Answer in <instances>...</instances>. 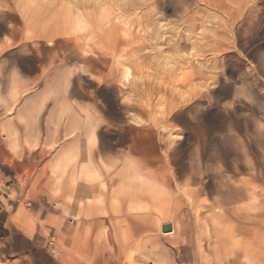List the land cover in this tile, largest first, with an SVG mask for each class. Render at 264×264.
<instances>
[{"label": "rangeland", "instance_id": "1", "mask_svg": "<svg viewBox=\"0 0 264 264\" xmlns=\"http://www.w3.org/2000/svg\"><path fill=\"white\" fill-rule=\"evenodd\" d=\"M8 65L0 202L58 219L55 264H264V0H0ZM87 150L84 219L57 177Z\"/></svg>", "mask_w": 264, "mask_h": 264}, {"label": "crops", "instance_id": "2", "mask_svg": "<svg viewBox=\"0 0 264 264\" xmlns=\"http://www.w3.org/2000/svg\"><path fill=\"white\" fill-rule=\"evenodd\" d=\"M30 138H35V135L31 136ZM13 148L14 146L10 149ZM92 153L94 152L92 151ZM78 156L79 158L82 156L81 151H77L76 155L72 156V158H76L77 160ZM69 159L66 158V160ZM85 163L80 162V164L78 163L76 165H73L74 163L65 164L60 170V173H62L63 175H58L57 179L59 187L70 186L74 188V192L69 190V188L68 191H65L67 193L70 192V194H68L69 197L67 200L68 209L73 211L74 213L77 211L78 218L87 219L84 214L83 205H81L82 203H80L82 202L80 201L82 200L81 198L85 197L86 195L85 190L83 191L84 193L77 195V187L79 186V184L83 188L84 185L93 187L92 182L94 181V179L91 181V183H86L84 180H81V182L80 179H78V177L81 176L82 172L80 171H82V166L85 165ZM115 193L113 192V194L111 195L113 196ZM74 195L78 196V201L76 200V202H74L75 204L72 203V199L73 201H75ZM98 202V205H100L98 207H105L103 206V200H99ZM0 206V253H3L6 256H18L17 260H19L23 264H55V262H57V258L51 252L49 246H47L48 240L47 243L42 246L39 237H44L46 239V235H48L49 233L51 235V233L54 231V227L59 228L60 223L58 219L55 218L52 214L47 215L45 218H42L44 210H41L40 208L34 211H25L23 209H18L8 216V209L3 206L1 202ZM173 229L174 231L171 232L172 234L164 233L165 237H163L162 239H172L170 238V236L175 233V228ZM55 232H57V230ZM64 239L67 241L68 246H72L71 237H67L64 235ZM220 239L224 240L226 238H223L222 235V238ZM164 245L170 246V244L167 243H165ZM65 263L71 264V262Z\"/></svg>", "mask_w": 264, "mask_h": 264}, {"label": "bare ground", "instance_id": "3", "mask_svg": "<svg viewBox=\"0 0 264 264\" xmlns=\"http://www.w3.org/2000/svg\"><path fill=\"white\" fill-rule=\"evenodd\" d=\"M77 2V1H76ZM104 9V8H103ZM84 14V13H83ZM94 14H95V12H94ZM82 16V15H81ZM79 17V16H78ZM82 19V18H81ZM159 19V18H158ZM89 20V19H88ZM161 22H162V19H159L158 21H157V23L159 24V25H157V26H161L160 24H161ZM91 24H92V21H91ZM100 24V23H99ZM163 26V25H162ZM165 26V25H164ZM84 30V29H83ZM83 32V31H82ZM88 32V31H87ZM93 32V31H92ZM68 33V32H67ZM80 33V32H79ZM149 33V32H148ZM76 34V33H75ZM78 34V33H77ZM83 34V33H82ZM96 34V33H95ZM71 35H73V34H71ZM89 35V34H88ZM82 36H84V35H81V37ZM97 36V35H96ZM95 36V37H96ZM54 37L55 36H53V38L52 39H54ZM70 37V36H69ZM74 37V36H73ZM86 37V36H85ZM62 38V37H61ZM76 38V37H75ZM51 39V40H52ZM94 39V38H93ZM97 40V39H96ZM72 41V40H71ZM75 40H73L72 42H74ZM80 41V40H79ZM88 42H89V40H88ZM87 42V43H88ZM71 43V42H70ZM76 43V42H75ZM84 43V42H83ZM233 43V42H232ZM37 45H40V44H37ZM97 45V44H96ZM132 45V44H131ZM90 47H91V45H89ZM92 46H93V44H92ZM86 47H87V45H86ZM91 48H94V47H91ZM90 50V49H89ZM131 51V50H130ZM86 52V51H85ZM131 53V52H130ZM85 54H87V53H85ZM123 54H124V52H123ZM122 56V55H121ZM136 56V55H135ZM256 70V69H255ZM127 74H128V76H130L129 75V71L127 72ZM256 74V73H255ZM29 92V91H28ZM27 92V93H28ZM26 95V94H25ZM171 110V109H170ZM8 119V118H7ZM12 126V127H11ZM11 126H8V125H5V129L3 130V134H2V136H4L5 137V139H6V142H7V146L8 147H10V148H12L13 146L15 147V145H16V141H17V139H19V137H20V134H19V132L17 131V129H15L14 127H13V125H11ZM51 135V134H50ZM173 135V134H172ZM174 136V135H173ZM96 137V136H95ZM97 138V137H96ZM93 139H94V137H93ZM56 140V139H55ZM97 140V139H96ZM90 146V145H89ZM97 149V148H96ZM87 156H86V154H82V160H84V163H85V165H83L82 166V171H80V172H82L81 173V176H82V178L84 179V181L86 182V183H91V181L93 180V179H95V177H93V175H95L94 174V172H95V167L94 166H92V161H93V154L94 153H92L90 150H87ZM95 157V156H94ZM79 160H80V158H79V156H78V158H77V162H79ZM95 161V160H94ZM237 167V166H236ZM50 168V167H49ZM255 169V168H254ZM94 170V171H93ZM251 170H253V169H251ZM256 170V169H255ZM238 172V171H237ZM80 175V174H79ZM165 178V177H164ZM191 178V177H190ZM79 179V178H78ZM81 179V178H80ZM167 179V178H166ZM171 179V178H170ZM174 179V178H173ZM197 179V178H196ZM231 180V179H230ZM167 181V180H166ZM70 184H71V182H70ZM73 184V183H72ZM67 187V186H66ZM63 188H65V186H63ZM92 189H93V187H91V186H87V190H86V193L87 194H91L92 193ZM121 189H123V188H121ZM233 188H231V190H230V195L232 196V194L234 195V193L236 194V197L238 198V196H243V192H242V190H240V188H238V186L237 187H234V189L232 190ZM193 192H195V191H193ZM169 193V192H168ZM189 195V194H188ZM236 198V199H237ZM70 199V198H69ZM239 199H241L240 197L237 199V200H239ZM73 200V199H72ZM70 201V200H69ZM236 202V201H235ZM80 203H82V202H80ZM99 203V202H98ZM98 203H92V202H87V203H82L81 205H83V208H84V214H85V217L86 218H91V217H93V216H95V214L97 213V211H98ZM235 204V203H234ZM237 204V203H236ZM224 205H226V204H224ZM224 208V207H223ZM228 208V207H227ZM226 208V209H227ZM235 209V208H234ZM242 209H244V208H242ZM246 209V208H245ZM244 209V210H245ZM251 208H247L246 209V211L248 212V213H253V214H255V212L253 211V210H250ZM238 211H240V213L241 212H243V210H241V209H239ZM238 211H235V212H238ZM234 213V212H233ZM226 214H227V211H226ZM234 214H237V213H234ZM243 214V213H242ZM240 215V216H245V214H246V212L244 213V215ZM229 215V214H228ZM83 217V216H82ZM237 217V216H236ZM240 219V218H239ZM238 220V219H237ZM242 220H244L243 218H242ZM246 220V219H245ZM248 220V219H247ZM246 220V221H247ZM239 222V221H238ZM246 223V222H245ZM250 223V222H249ZM170 224H171V222H170ZM57 225V224H56ZM240 226V225H239ZM242 226V225H241ZM241 226H240V228H241ZM173 227V226H172ZM163 229V228H162ZM173 231H174V229H173ZM172 231V232H173ZM170 234H172L171 232H169ZM261 234V233H260ZM166 235H168V234H166ZM260 236V235H259ZM259 238V237H258Z\"/></svg>", "mask_w": 264, "mask_h": 264}, {"label": "snow or ice", "instance_id": "4", "mask_svg": "<svg viewBox=\"0 0 264 264\" xmlns=\"http://www.w3.org/2000/svg\"><path fill=\"white\" fill-rule=\"evenodd\" d=\"M9 71H11V65L0 66V74H3L6 76Z\"/></svg>", "mask_w": 264, "mask_h": 264}, {"label": "water", "instance_id": "5", "mask_svg": "<svg viewBox=\"0 0 264 264\" xmlns=\"http://www.w3.org/2000/svg\"><path fill=\"white\" fill-rule=\"evenodd\" d=\"M173 231V227L171 224H166L163 226V232L164 233H169Z\"/></svg>", "mask_w": 264, "mask_h": 264}]
</instances>
